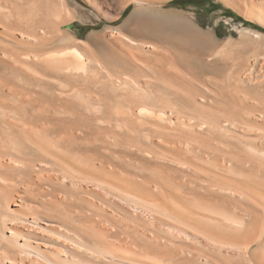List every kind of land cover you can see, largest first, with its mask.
Here are the masks:
<instances>
[{
  "label": "bare ground",
  "instance_id": "obj_1",
  "mask_svg": "<svg viewBox=\"0 0 264 264\" xmlns=\"http://www.w3.org/2000/svg\"><path fill=\"white\" fill-rule=\"evenodd\" d=\"M179 1L0 0V264H264V32Z\"/></svg>",
  "mask_w": 264,
  "mask_h": 264
},
{
  "label": "rangeland",
  "instance_id": "obj_2",
  "mask_svg": "<svg viewBox=\"0 0 264 264\" xmlns=\"http://www.w3.org/2000/svg\"><path fill=\"white\" fill-rule=\"evenodd\" d=\"M172 6L190 12L203 28L216 29L224 39L230 35L237 38L239 31L243 28L264 32L218 0H181L173 3Z\"/></svg>",
  "mask_w": 264,
  "mask_h": 264
}]
</instances>
